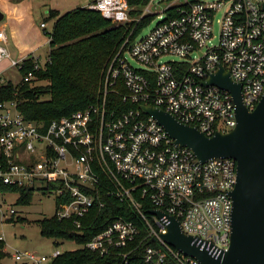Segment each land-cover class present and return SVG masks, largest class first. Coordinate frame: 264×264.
I'll list each match as a JSON object with an SVG mask.
<instances>
[{"label": "built area", "instance_id": "obj_1", "mask_svg": "<svg viewBox=\"0 0 264 264\" xmlns=\"http://www.w3.org/2000/svg\"><path fill=\"white\" fill-rule=\"evenodd\" d=\"M154 1L141 6L135 17L136 6L127 0H94L84 7L115 25L137 24L152 16L148 9ZM262 6L264 0H170L161 21L140 39L142 31L132 40L127 37L110 59L100 100L46 127L25 120L15 101L0 102L1 182L11 188L53 193L58 199L55 216L73 220L77 230L94 208H102L101 191L126 201L143 226L114 219L84 245L98 255L118 259L119 264H129L135 256L141 264H199L161 238L168 224L165 215L179 221L182 232L193 237L196 246L210 253L226 250L235 162L211 158L201 163L189 149L176 146L141 107L161 108L207 137L231 131L237 122L230 92L204 82L221 66L240 85L243 105L249 111L256 108L264 90ZM6 42L0 29V64L6 61L19 70L23 60L11 58ZM165 56L176 59L164 60ZM33 62L36 71L50 61L46 57L42 63ZM32 77L29 72L23 82ZM119 84L127 92L123 100L138 109L121 115L106 109L108 94ZM146 200L150 210L165 215L159 218L150 210L145 215L142 204ZM15 215L12 207L0 201V218ZM59 254L55 250L47 258L17 251L11 258L15 263L50 264Z\"/></svg>", "mask_w": 264, "mask_h": 264}, {"label": "trees", "instance_id": "obj_2", "mask_svg": "<svg viewBox=\"0 0 264 264\" xmlns=\"http://www.w3.org/2000/svg\"><path fill=\"white\" fill-rule=\"evenodd\" d=\"M22 1V0H17ZM131 6H136L132 16L141 13V6L150 0H127ZM48 19L53 20L52 31L45 33L50 47L48 59L50 62L39 70L33 71L32 58L23 60L18 70L21 81L14 85L6 82L0 85V102L15 101L17 110L27 121H34L46 127L47 124L62 117L70 116L79 110L95 105L102 96V86L106 67L110 59L123 46L127 37L132 40L143 28L152 21L147 16L139 23L131 22L115 25L104 19L97 11L85 7H76L64 13L56 10L48 11ZM32 72V79L23 82V78ZM45 83L44 85H36ZM127 92L122 84L111 90L107 96L106 109L121 115L129 110H136L133 105L123 100ZM17 192L20 194L17 204L28 205L31 202L33 190L11 188L0 180V193ZM58 199L55 208L58 209ZM102 208L97 206L81 220L82 228L77 230L73 220H59L55 215L36 221L40 235L53 239L56 245L69 240L82 248L60 253L50 264H119L112 256H101L84 247L99 232L107 228L114 219L133 222L140 228V221L133 206L126 201H120L114 196L100 194ZM142 211L148 214L152 207L147 200L142 204ZM14 217V216H13ZM7 222H23V218L7 219ZM7 256L5 242L0 236V263ZM129 264H141L139 256L132 258Z\"/></svg>", "mask_w": 264, "mask_h": 264}, {"label": "water", "instance_id": "obj_3", "mask_svg": "<svg viewBox=\"0 0 264 264\" xmlns=\"http://www.w3.org/2000/svg\"><path fill=\"white\" fill-rule=\"evenodd\" d=\"M4 19L0 12V23ZM204 85H215L232 96L237 123L226 134L217 132L207 137L161 108L144 106L141 110L164 128L176 146L189 149L201 163L211 158H230L235 162L236 181L229 192L233 204L229 246L210 253L205 247L196 246L195 239L182 232L174 217L155 209L150 213L159 218L165 215L168 224L161 238L199 264H264V90L256 108L249 111L242 103L240 85L221 66Z\"/></svg>", "mask_w": 264, "mask_h": 264}, {"label": "rangeland", "instance_id": "obj_4", "mask_svg": "<svg viewBox=\"0 0 264 264\" xmlns=\"http://www.w3.org/2000/svg\"><path fill=\"white\" fill-rule=\"evenodd\" d=\"M13 2V0H10ZM17 0H14L16 2ZM94 0H30L31 11L34 14L36 27L39 28L40 23L46 24V29L48 32L52 31L53 20L48 19V11L56 10L58 12L64 13L66 11L72 10L78 6L84 7L88 3H92ZM218 1V0H209ZM170 3V0H155L153 4L149 7V13L152 14V21L145 27L142 32L138 35V39L145 36L149 30H151L154 25L161 21L165 16V8ZM220 18V14L215 16L213 22V39L215 43L218 35L219 24L217 20ZM50 47L47 41L44 46L35 52L33 58H39V61L44 62L45 58L48 56ZM129 63L133 67H137V64L127 56ZM175 60L176 57L165 56L164 60ZM3 70L0 73V85L6 82H11L16 85L21 81V76L17 68H10L7 62H3L1 67ZM45 83H37L36 85H44ZM31 202L28 205L17 204V200L20 196L19 193L15 192H4L0 193V201L5 205L12 207L16 211V215L12 217L23 218V222L10 223L6 220L0 218V236L3 242H5V251L7 256L2 258L1 264H22L21 262L15 263L11 256L17 251H27L31 253H36L47 258H50L55 250L60 253L66 251L78 250L82 246L78 245L74 241L66 240L59 245H56L53 239L43 238L40 235L39 226L36 221L42 218L52 217L56 213L55 208V195L53 193H48L47 195L42 194L40 191H33ZM11 219V218H10Z\"/></svg>", "mask_w": 264, "mask_h": 264}, {"label": "crops", "instance_id": "obj_5", "mask_svg": "<svg viewBox=\"0 0 264 264\" xmlns=\"http://www.w3.org/2000/svg\"><path fill=\"white\" fill-rule=\"evenodd\" d=\"M0 12L5 16L0 23V29L5 32L6 46L11 58L15 60L32 58L41 62L39 58H33L35 56L33 54L40 50L46 41L48 43L45 34L48 30L45 22L40 23L39 28L36 27L30 0L16 2L0 0ZM41 24H45L44 30L40 28ZM2 70L3 66L0 64V73Z\"/></svg>", "mask_w": 264, "mask_h": 264}]
</instances>
